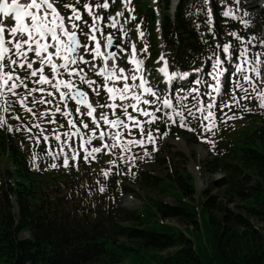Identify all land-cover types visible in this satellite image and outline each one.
Listing matches in <instances>:
<instances>
[{"label":"trees","instance_id":"obj_1","mask_svg":"<svg viewBox=\"0 0 264 264\" xmlns=\"http://www.w3.org/2000/svg\"><path fill=\"white\" fill-rule=\"evenodd\" d=\"M171 2L159 0V23L149 0H135L136 24L144 30L142 41L153 62L161 40L174 68L197 67L218 43L227 42L226 33L240 29L220 14L225 0L212 2L214 25L208 23L203 0H180L173 19ZM257 18L264 23L263 14ZM252 109L232 127L211 134L215 156L206 166L227 174L232 184L225 186V194L235 192L244 210L264 226V109ZM44 153V146L34 150L26 133L0 129V264H264V228L256 231L223 203L218 206L223 217L212 216L213 198L196 204L194 178L187 170L166 178L138 173L136 181L144 186L165 183L164 190L178 204L156 200L128 211L118 194L133 191L122 186L117 192L115 175L103 185L107 192L99 194L97 185L109 168L106 160L93 167L81 164L78 170L53 169L42 165ZM251 175L253 186L234 188L239 177L246 181ZM165 219L184 228L162 223ZM23 232L30 239L21 240ZM168 249L176 251L168 257L158 254Z\"/></svg>","mask_w":264,"mask_h":264},{"label":"snow or ice","instance_id":"obj_2","mask_svg":"<svg viewBox=\"0 0 264 264\" xmlns=\"http://www.w3.org/2000/svg\"><path fill=\"white\" fill-rule=\"evenodd\" d=\"M115 2L0 0V129L26 133L47 154L62 158L65 168L71 163L78 170L81 161L91 165L110 156L102 172L109 177L123 171L122 163L137 159L135 149L157 151L158 136L167 135L169 125L196 131L195 120L207 141L218 127V112L227 116L225 109L253 100L264 109V37L228 33L238 43L215 46L219 53L209 57L206 90L192 88L177 102L160 94L145 75L139 52L147 53L148 47L138 52L126 27L135 20L125 15L134 13L132 0H120V8L113 9ZM207 14L211 23V8ZM223 16L240 19L232 7ZM138 36L142 39L144 32ZM159 60L168 76L167 60L163 55ZM101 90L108 102L94 105ZM97 108L109 111L98 113Z\"/></svg>","mask_w":264,"mask_h":264},{"label":"rangeland","instance_id":"obj_3","mask_svg":"<svg viewBox=\"0 0 264 264\" xmlns=\"http://www.w3.org/2000/svg\"><path fill=\"white\" fill-rule=\"evenodd\" d=\"M153 1L154 0H151L150 2L153 6H155V3H153ZM255 1L258 2V7L260 8V10L264 11V0H255ZM228 7L230 6L228 5ZM242 7L243 6L240 5L241 9ZM244 7L245 9H248L247 4H245ZM257 8L253 6L252 8L253 11L251 10L250 12H248V15L241 14L240 9L238 11L236 9L234 10V12L237 15V17L240 18L238 19L239 21H243V20L247 21L248 24L256 27L258 26L259 21L258 19H256V17L252 16L253 14L251 12H255ZM244 10L242 9V11ZM252 21L255 22V25L252 24ZM128 25L129 27H131L130 23H126L127 28ZM259 27H260L259 37H264V28H262L261 25H259ZM254 101L255 100H253L252 102ZM107 102L108 101L106 99L102 101V103H107ZM252 102L248 104L249 107L254 106V103ZM95 104H97V102ZM101 111L108 112L109 110L107 108H97L98 113ZM230 117L232 118V115ZM227 125L228 124H224L223 128L225 127L226 129L228 127ZM195 128H196V132H195L196 136L186 135L179 137L178 135L173 136V134L171 136H167V138L161 144V151H159L158 153H155V151H153L152 148H150V146L148 148L149 154H145V152L139 148L135 149L137 161H140V164L142 166L141 171L150 172L152 175L158 176L160 178H166L169 175L172 174L175 175L177 172L179 173L185 169L194 177L196 182L197 195H195V197L193 198L195 202L196 203L207 202L212 198L214 199V203L212 204L213 209L211 210L212 216L220 219L223 217L222 213L218 210L219 204L223 203L226 209L236 214L243 215L246 219H248L256 231L263 230L264 228L263 224L258 219L251 217L244 210L245 203L241 200V198L237 196L235 192L230 190L231 191L230 193L225 194V186L229 187L228 185L232 184L231 181L227 180L228 179L227 174L225 172L213 173L209 171V169L206 166V163H208L215 156V154H213L210 151V145H208L207 141L202 140L200 135L198 134L200 133L201 129L198 127L197 123ZM128 167L132 168L131 166H127V168ZM110 175L109 177L106 178L110 179ZM134 175L135 173L132 172V175H130L129 177L133 178L132 176ZM116 176L118 175L116 174ZM240 178L241 177H239V179L234 183V188L236 186L237 188L241 187L247 189L248 187L253 186L256 182L255 177L253 175H251L250 178H248L246 181H243L242 178L241 179ZM134 180L133 182L132 180H130L131 184H129V182H125L122 176L121 178L119 177L117 178V184H116L117 192H121V187L125 185H127L126 187L128 186L132 187L133 191H135V194H127V195L118 194V198L120 199L121 206L125 210L134 211L138 208L145 206L146 204H151L153 201L156 200L164 201L165 203L171 206L177 205L176 199L172 195H170V192L164 190V183L154 188L151 186H144L142 184L137 183L136 180H135L136 182H134ZM204 216L205 219L208 221L209 215L204 214ZM165 221L171 224H176L175 220L172 221L165 220ZM179 227L181 229L184 228V226L182 225H179ZM20 238L27 239L28 236L26 234H22ZM118 241L119 243H129L131 247L135 248L132 242L125 241V239H119ZM198 244L202 245L200 242H198ZM175 251L176 249H168L162 252H158V254L164 257H168ZM121 264H131V263L129 261H125L124 263Z\"/></svg>","mask_w":264,"mask_h":264},{"label":"bare ground","instance_id":"obj_4","mask_svg":"<svg viewBox=\"0 0 264 264\" xmlns=\"http://www.w3.org/2000/svg\"><path fill=\"white\" fill-rule=\"evenodd\" d=\"M158 11H159V9H158Z\"/></svg>","mask_w":264,"mask_h":264}]
</instances>
